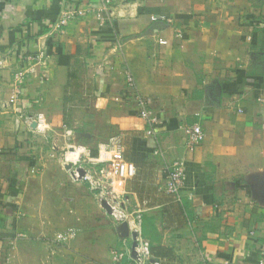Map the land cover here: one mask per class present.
Here are the masks:
<instances>
[{"label": "crops", "instance_id": "0c3cea01", "mask_svg": "<svg viewBox=\"0 0 264 264\" xmlns=\"http://www.w3.org/2000/svg\"><path fill=\"white\" fill-rule=\"evenodd\" d=\"M111 1V22L89 15L51 36L63 7L98 8L101 0H0V264H113L111 251L130 236L49 156L77 102L85 107L83 133L71 129L91 158L117 146L136 165L124 187L128 210L142 212L155 258L257 264L264 254V0ZM44 48L45 66L17 92L21 57ZM126 70L154 100L156 137L147 136L134 102H114ZM196 123L206 140L189 151L185 128ZM180 160L185 179L176 202L165 191L164 166ZM34 165L39 174L30 172ZM70 228L81 233L65 245L53 241Z\"/></svg>", "mask_w": 264, "mask_h": 264}, {"label": "built area", "instance_id": "2783aa9c", "mask_svg": "<svg viewBox=\"0 0 264 264\" xmlns=\"http://www.w3.org/2000/svg\"><path fill=\"white\" fill-rule=\"evenodd\" d=\"M111 0H101V6L96 8L93 6L84 8H73L65 6L59 13L58 20L50 27V35L62 34L67 26L83 17L89 15L95 16L100 24L105 25L112 20ZM153 23H172L166 17L152 16ZM176 36L179 39L183 38V31L176 30ZM160 44L166 45V41H160ZM117 49H122V44H117ZM47 58L46 49L40 50L36 54H29L21 57L23 66L15 72L13 80L16 82L15 90L20 93L19 89L25 84L29 76L36 72L37 65L45 64ZM117 101L130 100L134 102L138 110L140 118L144 119L149 126L147 136L156 137L155 128L160 124L159 116L154 108V100L151 97L144 96L138 89L137 82L133 74L125 71V90L121 98ZM240 113L243 111L240 109ZM39 128V127H37ZM187 137L186 147L189 151H194L201 146L205 140L206 135L202 126L199 123L189 125L185 128ZM64 143H65V167L70 166L68 170L73 182L86 183L90 190L95 193L97 201L101 208L103 201L107 202L114 222L121 229H128L129 237L123 238L121 246L111 251V258L113 264H164L161 260L156 259L151 250V243L143 237L142 223L143 216L141 211L130 212L128 210L129 199L125 192L124 184L133 180L137 175L136 165L125 158L124 153L119 147L110 151L108 166L102 164V153L97 160H93L90 148L84 145H79V134L71 128H64ZM159 142H157L158 144ZM78 151L80 154L75 160H69L68 154L70 151ZM156 155L161 154L160 146H157ZM33 160L38 164V159L33 157ZM97 161V162H95ZM105 163V162H104ZM99 165H103L99 166ZM30 172L32 174H39L40 168L34 165ZM83 172V176L80 173ZM164 174L166 177L165 191L170 196H173L176 202L182 201V188L185 179V163L183 161H175L167 163L164 166ZM104 210V209H103ZM105 211V210H104ZM79 230L69 229L66 232L57 235L56 241L66 242L77 237ZM23 237L21 234L17 238ZM201 264H209L204 257ZM257 264H264V254L258 260Z\"/></svg>", "mask_w": 264, "mask_h": 264}, {"label": "rangeland", "instance_id": "374dc122", "mask_svg": "<svg viewBox=\"0 0 264 264\" xmlns=\"http://www.w3.org/2000/svg\"><path fill=\"white\" fill-rule=\"evenodd\" d=\"M182 30V29H181ZM183 31V30H182ZM175 37L176 38H178L177 36H176V32H175ZM183 37H184V32H183ZM179 39V38H178ZM183 39V38H182ZM121 43V42H120ZM122 44V43H121ZM122 47H123V45H122ZM34 54V53H33ZM32 54V55H33ZM36 54V53H35ZM42 66H45V64H43V63H41V64H39V65H37L36 66V68H35V70H37V68H40V67H42ZM34 74H36V72H34L33 73V75ZM13 83H14V86H16V82L13 80ZM22 87H23V85H22ZM21 90V88L19 89V91ZM78 90V89H77ZM93 91H96V90H94V88H92V90H91V88H89L88 89V93L90 94V93H92ZM94 93V92H93ZM142 94V93H141ZM145 96V95H144ZM149 97V96H148ZM117 98L115 97V99H114V102L116 103V104H122V101H117L116 100ZM93 105L92 103H89L88 104V111L87 112H90V110L92 111L93 109H91V107L89 106V105ZM123 105V104H122ZM80 106L81 107H84L83 105H80V102H77V105H76V107L74 108L75 110H76V112H75V114L73 115L74 116V118H73V120H72V122L70 123V124H66V125H63V127L61 126L60 127V129H58V134H60L59 135V137L61 136V145L58 143L57 145H60V146H51V149L49 150L50 152H49V156L52 158V159H54V160H57V161H59L60 162V164L62 165V167L64 168L65 167V165H64V156H65V148H66V146H65V143H64V138H63V135H64V128L65 127H68V128H74L77 132H79V133H83V131H82V125H81V123L82 122H84L83 120L84 119H82V118H79V114H80V111H82L81 110V108H80ZM73 107H74V105H73ZM85 108V107H84ZM79 112V113H78ZM87 114H89V113H87ZM87 114H85V115H87ZM158 116V115H157ZM144 120V119H143ZM149 130V129H148ZM85 132V131H84ZM156 139V138H155ZM157 140V139H156ZM157 142H159L158 140H157ZM78 144L79 145H86V144H84V139H80V140H78ZM87 146V145H86ZM53 147V148H52ZM115 147H117V146H115ZM115 147L113 148V149H115ZM112 149V150H113ZM110 154L111 153H107V155H105V157H102V164H104V166L106 167V166H108V162L106 161V160H108V158L110 157ZM105 162V163H104ZM103 167V166H102ZM166 178V177H165ZM86 184V183H85ZM74 185V183H72L70 180H66V186L67 187H71V186H73ZM79 185H82L83 186V184H79ZM87 185V184H86ZM124 186H125V184H124ZM88 190H87V189ZM86 188H84L83 190L84 191H86V193H87V195L90 197V196H92L93 198H94V200L96 201V203H97V206H99V208H101V206H100V204H99V202L97 201V198H96V195H95V193H93L91 190H90V188H89V186L87 185L86 186ZM262 194H264V185H263V187H262ZM90 199V198H89ZM260 199H262V198H260ZM255 202H257V201H255ZM259 204H261L260 203V201H259ZM128 209H129V205H128ZM101 210L103 211V212H106V211H104L102 208H101ZM112 218V217H111ZM113 219V218H112ZM71 229V228H70ZM69 230V229H68ZM75 230H79L80 232H78V234H77V236L81 233V230L80 229H75ZM67 230H65L64 232H66ZM63 231L61 232V233H59V234H62V233H64ZM59 234H57V235H59ZM57 235L55 236V238L53 239V241L54 242H56V243H59V244H63V245H65L66 243L68 244V242H70V241H72V240H70V241H66V242H58V241H56V237H57ZM16 237L17 236H15V239H16ZM1 239H2V237H1V234H0V241H1ZM74 240V239H73ZM157 259V258H156ZM160 260V259H159ZM113 263V262H112Z\"/></svg>", "mask_w": 264, "mask_h": 264}, {"label": "bare ground", "instance_id": "6f19581e", "mask_svg": "<svg viewBox=\"0 0 264 264\" xmlns=\"http://www.w3.org/2000/svg\"><path fill=\"white\" fill-rule=\"evenodd\" d=\"M79 152H81V150L76 151H70L68 154V159L69 160H75L77 158V156L80 154ZM105 155H107V152L103 151L102 153V157H105Z\"/></svg>", "mask_w": 264, "mask_h": 264}, {"label": "water", "instance_id": "95a60500", "mask_svg": "<svg viewBox=\"0 0 264 264\" xmlns=\"http://www.w3.org/2000/svg\"><path fill=\"white\" fill-rule=\"evenodd\" d=\"M67 170H70V166H67ZM80 176H81V177L83 176V172L80 173ZM102 207H103V209L106 211V213H107L108 215L111 214V210H110V208H109L107 202L103 201V203H102Z\"/></svg>", "mask_w": 264, "mask_h": 264}, {"label": "trees", "instance_id": "16d2710c", "mask_svg": "<svg viewBox=\"0 0 264 264\" xmlns=\"http://www.w3.org/2000/svg\"><path fill=\"white\" fill-rule=\"evenodd\" d=\"M93 156H95L96 154L95 153H92Z\"/></svg>", "mask_w": 264, "mask_h": 264}]
</instances>
